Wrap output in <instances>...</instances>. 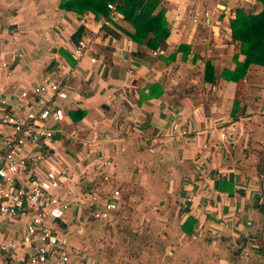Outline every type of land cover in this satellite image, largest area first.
Masks as SVG:
<instances>
[{
    "label": "crops",
    "instance_id": "obj_1",
    "mask_svg": "<svg viewBox=\"0 0 264 264\" xmlns=\"http://www.w3.org/2000/svg\"><path fill=\"white\" fill-rule=\"evenodd\" d=\"M63 1L0 0V88L14 98L48 75H65L67 132L55 146L59 165L80 161L77 174L99 183L103 171L93 165L104 150L112 166L109 181L99 186L105 193L134 176L148 194L161 192L166 176L177 184L185 208L180 219L150 225L167 249L128 255L125 263L264 264V69L251 66L238 83L220 78L244 61L230 40L232 11L257 14L262 6L255 0H158L155 13L165 10L169 37L153 51L132 41L134 28L119 13L96 19L60 10ZM218 5L225 7L222 14ZM80 29L93 43L75 64L69 52ZM206 63L213 67L211 82L204 80ZM117 214L94 223L106 226ZM188 217L195 220L190 236L181 230ZM80 255L76 264L87 259Z\"/></svg>",
    "mask_w": 264,
    "mask_h": 264
},
{
    "label": "built area",
    "instance_id": "obj_2",
    "mask_svg": "<svg viewBox=\"0 0 264 264\" xmlns=\"http://www.w3.org/2000/svg\"><path fill=\"white\" fill-rule=\"evenodd\" d=\"M115 6L107 4L110 16L118 15ZM79 24L85 26L84 19ZM92 43L86 37L73 46L69 55L75 64ZM66 82L61 73L48 75L14 98L0 88V264H76L79 249L70 230L84 215L103 224L119 211V188L101 190L112 167L104 150L93 165L103 171L99 183L77 174L80 161L59 165L54 159L56 144L66 137ZM172 130L181 134L177 126ZM111 147L117 149L114 141Z\"/></svg>",
    "mask_w": 264,
    "mask_h": 264
},
{
    "label": "rangeland",
    "instance_id": "obj_3",
    "mask_svg": "<svg viewBox=\"0 0 264 264\" xmlns=\"http://www.w3.org/2000/svg\"><path fill=\"white\" fill-rule=\"evenodd\" d=\"M225 16L229 18L225 13L222 18ZM74 146L81 148L78 142ZM162 170L167 171V175L171 172L165 167ZM161 182V192L148 194L147 185L140 183L135 176L123 180L119 188V211L111 224L102 226L84 215L80 224L72 228V235L77 236L72 238V243L79 247L81 258L82 254L87 258L82 259V264H127L124 258L128 255L152 249H167L161 244L164 241L162 233H154L150 225L152 221L161 218L177 221L185 208L178 203L177 184L171 182L168 176L161 179ZM146 220L148 226L141 222Z\"/></svg>",
    "mask_w": 264,
    "mask_h": 264
},
{
    "label": "trees",
    "instance_id": "obj_4",
    "mask_svg": "<svg viewBox=\"0 0 264 264\" xmlns=\"http://www.w3.org/2000/svg\"><path fill=\"white\" fill-rule=\"evenodd\" d=\"M262 6V11L257 14L246 13L243 9H235L229 18L230 40L237 44L238 53L244 57L243 62L236 61L233 71L223 70L220 78L238 83L243 80L251 66L264 69V0H255ZM114 3L117 13L124 21L134 28V34L130 37L136 44H143L155 51L166 46L169 37V29L165 19V10L160 9L158 0H68L59 5L60 10L74 12L82 15L92 14L96 19L107 17L109 10L107 4ZM83 29L77 31L76 39H82ZM213 79V67L205 64L204 80L211 82ZM238 102H234L231 116L236 114ZM195 220L188 217L181 226L185 235L192 234Z\"/></svg>",
    "mask_w": 264,
    "mask_h": 264
}]
</instances>
